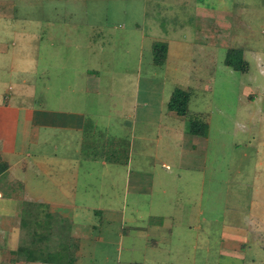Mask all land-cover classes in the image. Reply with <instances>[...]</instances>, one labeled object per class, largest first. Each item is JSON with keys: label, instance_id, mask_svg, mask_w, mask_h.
Here are the masks:
<instances>
[{"label": "rangeland", "instance_id": "rangeland-1", "mask_svg": "<svg viewBox=\"0 0 264 264\" xmlns=\"http://www.w3.org/2000/svg\"><path fill=\"white\" fill-rule=\"evenodd\" d=\"M138 1L110 29L76 5L47 16L68 19L70 41L39 45L50 61L26 104L79 130H50L24 192L52 204L24 203L14 238L0 229V264L23 261L11 243L54 253L66 242L74 264H264V0H205L230 13L222 44L195 37L192 6ZM174 89L190 93L184 116L167 109ZM195 118L205 137L189 133Z\"/></svg>", "mask_w": 264, "mask_h": 264}, {"label": "crops", "instance_id": "crops-1", "mask_svg": "<svg viewBox=\"0 0 264 264\" xmlns=\"http://www.w3.org/2000/svg\"><path fill=\"white\" fill-rule=\"evenodd\" d=\"M179 1H181V6L185 5L188 8L192 6L195 15V29L203 31V34L198 36L197 29H194L195 37H202L203 43L213 44L220 41L221 31L229 33L231 26L229 11L218 7L207 11L203 7L205 0H190L191 5L187 4V0ZM160 3L163 4L164 0H156L155 5L160 6ZM71 5L80 7L84 13L100 12L103 14L105 18H100V21L101 19L105 21V29L111 27L108 25L109 18H117L120 13L130 15L132 14L131 7L134 6L133 0H0V229L3 233L5 232V235L8 233L7 238L10 236L14 238L21 230L20 224L17 226L14 222L16 217L21 222L20 211L24 203L27 202V205L28 202L37 199L35 200L37 207H41L42 203L52 204L50 198L40 195L31 198L24 192L29 185L26 177L28 170L30 169L34 175L40 172L34 160L39 157L43 149L47 148L46 143L50 142L53 137L50 130L55 131L57 127L79 130V127L66 120L62 121V126L58 123L48 124L49 119L46 114L37 115L35 107L26 104L29 87L34 86L33 79L44 72L42 69L45 66L42 65V59L45 63L50 61L48 55L43 57L42 52H38L39 45L45 43L47 47L53 46L54 41L58 43L63 42L62 39L66 43L70 41L71 28L68 26V19L65 22L61 19V23L56 24L53 22V17L49 21L47 16L62 13ZM207 14L210 18L212 14L216 15V21L204 24L201 18ZM222 15L225 16L222 17ZM92 21L93 19L90 20L91 23L84 22L85 26L74 24L72 27L81 32L85 28L91 30L95 26ZM119 25L117 26L120 27ZM124 27L125 21L122 20L120 31H123ZM219 43L222 44L223 41ZM93 79H95L93 76L85 78L89 86ZM65 113L69 117L70 111L66 110ZM54 149L57 147L54 146ZM11 244L8 252L15 251L19 247V245L16 248L12 247L14 243ZM21 262L10 261V264ZM26 263L28 262L21 264ZM30 263L42 264L40 262Z\"/></svg>", "mask_w": 264, "mask_h": 264}, {"label": "trees", "instance_id": "trees-1", "mask_svg": "<svg viewBox=\"0 0 264 264\" xmlns=\"http://www.w3.org/2000/svg\"><path fill=\"white\" fill-rule=\"evenodd\" d=\"M155 52L158 53L157 49H155ZM228 52H230L229 48H228ZM228 52L226 54V57L223 59L224 64L236 70H241V71L244 70V67H242V63H241L242 59L240 54L239 56H237V59H235V57H231V54L228 55L229 54ZM164 54L165 53L161 51V55L163 56ZM189 97H190L189 92L181 89H174L167 103V109L175 112L177 115L184 116L187 112V104L189 101ZM189 122L190 123H189L188 131L190 134L199 137L206 136L207 134L206 123L200 121L199 119L197 120V118H195L194 120H190ZM36 235L40 239H43L45 237V235L39 236V233H37ZM60 245H61L60 250L54 253L47 251L45 249L46 248L45 244L42 243H39L38 245H36V247L34 246L24 247L22 245L19 246L15 251H12V253L11 252L10 253L12 254V256L16 255L19 258L22 256L21 258L25 262H41L48 264H74L75 254L73 252L74 248L72 247L74 246V243L71 244V242L70 243L66 242V243H61ZM10 261L15 262L16 260L14 258H11Z\"/></svg>", "mask_w": 264, "mask_h": 264}]
</instances>
